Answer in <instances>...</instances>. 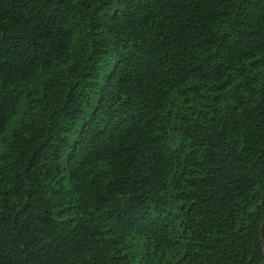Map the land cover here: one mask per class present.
I'll list each match as a JSON object with an SVG mask.
<instances>
[{
	"label": "trees",
	"instance_id": "trees-1",
	"mask_svg": "<svg viewBox=\"0 0 264 264\" xmlns=\"http://www.w3.org/2000/svg\"><path fill=\"white\" fill-rule=\"evenodd\" d=\"M264 0H0V264H264Z\"/></svg>",
	"mask_w": 264,
	"mask_h": 264
},
{
	"label": "water",
	"instance_id": "water-1",
	"mask_svg": "<svg viewBox=\"0 0 264 264\" xmlns=\"http://www.w3.org/2000/svg\"><path fill=\"white\" fill-rule=\"evenodd\" d=\"M260 233H261V238H262L263 247H264V223L262 224V227L260 229Z\"/></svg>",
	"mask_w": 264,
	"mask_h": 264
}]
</instances>
